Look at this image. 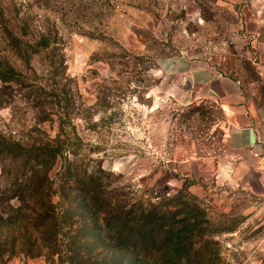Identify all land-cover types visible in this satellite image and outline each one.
Segmentation results:
<instances>
[{
  "label": "rangeland",
  "instance_id": "obj_1",
  "mask_svg": "<svg viewBox=\"0 0 264 264\" xmlns=\"http://www.w3.org/2000/svg\"><path fill=\"white\" fill-rule=\"evenodd\" d=\"M178 54L263 104L264 0H0V264H264V171L221 174L227 116L162 72ZM101 190L179 239L116 244Z\"/></svg>",
  "mask_w": 264,
  "mask_h": 264
},
{
  "label": "crops",
  "instance_id": "obj_2",
  "mask_svg": "<svg viewBox=\"0 0 264 264\" xmlns=\"http://www.w3.org/2000/svg\"><path fill=\"white\" fill-rule=\"evenodd\" d=\"M158 64L165 74L188 81L196 88L198 97L214 99L223 108L228 121V152L222 161L221 174L237 173L246 167L264 171V103L252 108L242 97L237 81L188 55L162 56ZM256 148L260 149L259 156L253 153Z\"/></svg>",
  "mask_w": 264,
  "mask_h": 264
},
{
  "label": "trees",
  "instance_id": "obj_3",
  "mask_svg": "<svg viewBox=\"0 0 264 264\" xmlns=\"http://www.w3.org/2000/svg\"><path fill=\"white\" fill-rule=\"evenodd\" d=\"M0 76L16 79L20 74L0 69ZM46 180L48 181L46 177L40 180L41 184H44ZM87 184L91 185L89 182ZM43 190L42 186L33 189L32 197L40 199L43 196ZM111 191H93L95 194L91 202L97 206L98 211L101 208L109 209L108 212H104V215L107 214L108 216L104 223L108 227L116 228L118 232L114 238L116 244L141 248L143 251L158 250L160 252L167 246H171L169 244V235L173 237L176 235L177 239H179L181 231L176 228V225L180 222H185L184 219H180L183 221H178L175 218H170L176 216V214H170L169 210L160 206H156L155 211H149L143 205L137 206L136 203L126 201L122 195H119V197L115 196L113 190ZM46 221L48 222V219Z\"/></svg>",
  "mask_w": 264,
  "mask_h": 264
},
{
  "label": "built area",
  "instance_id": "obj_4",
  "mask_svg": "<svg viewBox=\"0 0 264 264\" xmlns=\"http://www.w3.org/2000/svg\"><path fill=\"white\" fill-rule=\"evenodd\" d=\"M256 156H259L260 155V149L258 148H256V150L253 152Z\"/></svg>",
  "mask_w": 264,
  "mask_h": 264
}]
</instances>
